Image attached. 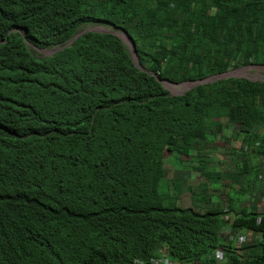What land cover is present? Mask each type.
Here are the masks:
<instances>
[{"label":"trees","instance_id":"obj_1","mask_svg":"<svg viewBox=\"0 0 264 264\" xmlns=\"http://www.w3.org/2000/svg\"><path fill=\"white\" fill-rule=\"evenodd\" d=\"M98 23L132 37L144 70L112 31L66 45ZM28 41L63 48L38 57ZM251 64H264V0H0V264H224L225 223L264 236V214L224 220L159 192L166 159L190 161L211 133L240 140V173L264 159V81L171 95L156 75ZM259 245L231 247L232 264H264Z\"/></svg>","mask_w":264,"mask_h":264},{"label":"crops","instance_id":"obj_2","mask_svg":"<svg viewBox=\"0 0 264 264\" xmlns=\"http://www.w3.org/2000/svg\"><path fill=\"white\" fill-rule=\"evenodd\" d=\"M208 144L194 150L190 161L179 159L176 154L167 158L165 164V179L169 190L170 202L191 208L194 212L204 214L213 209L227 211L226 217L243 215L254 212L264 214V159L256 156L246 160L251 167H244L240 173L243 145L230 133L214 135L211 133ZM238 163L232 171H227L230 157L233 154ZM181 156V155H180ZM204 166H210L209 168ZM257 171L256 168H260ZM215 169V175H209ZM240 173V175H237ZM216 182V185L214 184ZM233 192L231 196L230 193ZM185 197V199H184ZM250 229H235L229 235L231 243H235L238 235H245L247 245H259L263 239ZM262 241V242H261ZM238 242L235 243L236 246ZM264 245V243H263ZM260 245L258 253L260 252ZM248 251H253L250 248ZM232 251L223 252L224 260H231Z\"/></svg>","mask_w":264,"mask_h":264},{"label":"clouds","instance_id":"obj_3","mask_svg":"<svg viewBox=\"0 0 264 264\" xmlns=\"http://www.w3.org/2000/svg\"><path fill=\"white\" fill-rule=\"evenodd\" d=\"M85 31H88V30H82L81 32H79L78 34H76L75 36H73L72 37V40L71 41H69L66 45H69L78 35H80V34H82L83 32H85ZM94 31H97V30H94ZM101 32H103V31H101ZM114 33V32H113ZM114 34H116V33H114ZM125 34V36H126V38L129 40V42H130V44H131V40L130 39H132V37H130L127 33H124ZM117 35V34H116ZM118 36V35H117ZM123 41V40H122ZM133 41V40H132ZM134 43V42H133ZM28 45H29V47H30V49L33 51V49H32V47H37V48H41V47H38V46H36V45H34L33 43H31V42H29L28 41ZM48 49H52V53H54L55 51H57V50H59V49H61V48H63L62 46H59V45H54V46H52V47H47ZM46 47L45 48H41V49H47ZM134 48H135V44H134ZM129 50V52H130V55H131V57L133 58V61H134V63H135V65H136V63H139V61H138V56H137V52L136 53H134V51H133V47H132V44H131V49H128ZM136 50V49H135ZM34 53V52H33ZM51 53V54H52ZM35 54V53H34ZM51 54H49V55H51ZM35 55H37V54H35ZM49 55H47V56H49ZM38 56V55H37ZM38 57H43V56H38ZM138 61V62H137ZM140 64V63H139ZM251 65H254V64H251ZM251 65H246V66H251ZM260 65H263L264 66V64H257V65H255V66H260ZM137 66V65H136ZM141 66V65H140ZM139 66V68L141 69V67ZM246 66H242V67H239V68H234V69H232V70H235V69H240V68H244V67H246ZM138 67V66H137ZM143 68V67H142ZM141 70H144V68L143 69H141ZM229 71H231L230 69L229 70H227V71H224V72H220V73H217V74H212V75H216V77L215 78H213V80L212 81H210V82H213V81H216V80H218V79H221L222 78V76H224L223 74H226V73H228ZM209 76H211V75H209ZM209 76H207V77H209ZM206 77V78H207ZM156 78L158 79V80H160V82L162 83V85L165 87V82H167V85H169L170 83L171 84H181V83H184V84H188V83H185V82H190V83H192L194 86H196V85H198V84H201V83H209V82H200L201 80H203V79H198V80H186V81H183V82H179V83H175V82H171V81H169L168 79H160L159 77H158V75H156ZM206 78H204V79H206ZM225 78H227V77H225ZM246 78H248V77H246ZM248 79H250V78H248ZM250 80H252V79H250ZM193 87V86H192ZM166 88V87H165ZM191 88V87H190ZM190 88H188V89H190ZM188 89H186V90H188ZM186 90H183L181 93H177V94H172V93H170V91H169V93L171 94V95H181V94H183ZM209 139V141L210 140H213L214 138H208ZM198 150V149H197ZM234 163H238V159L233 155V157H230V162H229V165H228V167H227V171H232L233 170V168H234V166L236 165V164H234ZM204 167H207L208 168V166H204ZM164 180V179H163ZM169 199H172V198H169ZM162 200H163V203H164V200H165V197H163L162 196ZM170 205H177V206H181V205H178V204H176V201L175 202H171L170 204H168L167 206H170ZM181 207H183V206H181ZM184 208H187V207H184ZM214 210H220V209H213L212 211H214ZM212 211H210V212H212ZM222 211H224L225 213L223 214V215H221V217L224 219V220H227L228 218L231 220L233 217H236V216H233V217H226V214H227V211H225V210H222ZM258 221L260 220V216L258 217V219H257ZM235 229H242L241 227H235V226H231L230 225V222L228 223H225L224 224V227L222 228V238H221V243H223V244H225L226 245V248H218V249H216L215 251H214V256H215V258H217V260L218 261H220V262H222V263H224V264H232L233 263V259H234V257H231V260H224L222 257H221V254L223 253V252H227V251H232L233 252V254L235 255L236 254V252L234 251V250H232L231 249V247H236V245H235V243L236 242H238V246L237 247H240L241 248V250H240V252L241 253H247V249L248 248H250L251 250H253V248H255L256 246L255 245H247V241H246V237H245V235H243V236H241V235H238L237 236V240H236V242L233 244V243H231V241L229 240V235L231 234V232L233 231V230H235ZM244 229H246V228H244ZM250 229V228H249ZM251 231H253V232H255L256 234L255 235H257V236H259L260 238H262L263 240L262 241H264V236H261L260 235V233H258L257 231H254L253 229H250ZM261 241V242H262ZM262 243H264V242H262ZM253 246H255V247H253ZM230 247V248H229ZM256 253H258V251H256ZM152 260V262L153 263H155V264H174L173 262H172V260H170L169 258H167L166 256H161L160 258H156V259H151ZM135 262H136V264H146L144 261H142V260H135Z\"/></svg>","mask_w":264,"mask_h":264},{"label":"rangeland","instance_id":"obj_4","mask_svg":"<svg viewBox=\"0 0 264 264\" xmlns=\"http://www.w3.org/2000/svg\"><path fill=\"white\" fill-rule=\"evenodd\" d=\"M83 30H97V31H112L114 33H116L124 42L125 46L128 49H131V44L129 42V40L126 38L124 32H122L119 29H116L113 26H110L108 24H89L87 26H84L82 28ZM33 52L35 54H37L38 56H47L49 54L52 53V49H41V48H37V47H32ZM229 71L226 74H223L224 76H222V78L225 77H248L252 80H263L264 81V66L260 65V66H255V65H251V66H246L244 68H240V69H235ZM188 84H169L167 85V82H165V87L168 91H170V93L172 94H177V93H181L183 90H186L192 86H194L192 83L190 82H185ZM210 167V166H209ZM208 167V168H209ZM216 170L213 169L209 172V175H215ZM214 184L216 185V182H214ZM159 192L161 194V196L165 197L164 200V204L168 205L170 204V199L168 197V188H167V183H166V179H162L159 183ZM230 195H233V192L230 193ZM185 199V197H184Z\"/></svg>","mask_w":264,"mask_h":264},{"label":"water","instance_id":"obj_5","mask_svg":"<svg viewBox=\"0 0 264 264\" xmlns=\"http://www.w3.org/2000/svg\"><path fill=\"white\" fill-rule=\"evenodd\" d=\"M130 40H131V44H132V47H133V51H134V53H136V50H135V48H134V43H133L132 39H130ZM137 62H138V61H137ZM136 65H137L138 67L140 66L139 63H136ZM140 67H141V66H140ZM141 69H143V68L141 67ZM215 77H216V75H211V76L207 77L206 79L201 80L200 82H210V81H212L213 78H215Z\"/></svg>","mask_w":264,"mask_h":264}]
</instances>
